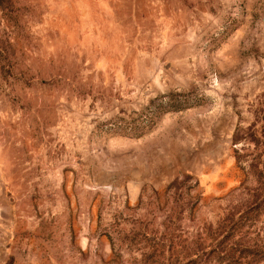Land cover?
I'll list each match as a JSON object with an SVG mask.
<instances>
[{
    "label": "rangeland",
    "instance_id": "obj_1",
    "mask_svg": "<svg viewBox=\"0 0 264 264\" xmlns=\"http://www.w3.org/2000/svg\"><path fill=\"white\" fill-rule=\"evenodd\" d=\"M0 264H264V0H0Z\"/></svg>",
    "mask_w": 264,
    "mask_h": 264
}]
</instances>
